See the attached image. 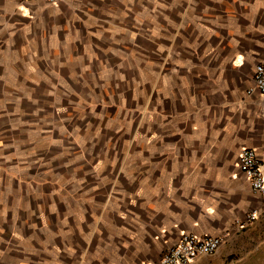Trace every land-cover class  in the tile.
Returning a JSON list of instances; mask_svg holds the SVG:
<instances>
[{"label": "crops", "instance_id": "obj_1", "mask_svg": "<svg viewBox=\"0 0 264 264\" xmlns=\"http://www.w3.org/2000/svg\"><path fill=\"white\" fill-rule=\"evenodd\" d=\"M263 58L264 0H0V264H264Z\"/></svg>", "mask_w": 264, "mask_h": 264}, {"label": "built area", "instance_id": "obj_2", "mask_svg": "<svg viewBox=\"0 0 264 264\" xmlns=\"http://www.w3.org/2000/svg\"><path fill=\"white\" fill-rule=\"evenodd\" d=\"M23 3L44 1L49 5H56L61 0H20ZM260 95H264V58L258 62L253 71V87ZM238 168L246 178L251 191L264 196V171L257 153L253 149H243L238 157ZM257 212L252 211L247 216L248 222H253ZM221 236H197L189 233L180 237L175 245L166 249L158 264H190L200 256L214 255L223 243Z\"/></svg>", "mask_w": 264, "mask_h": 264}, {"label": "rangeland", "instance_id": "obj_3", "mask_svg": "<svg viewBox=\"0 0 264 264\" xmlns=\"http://www.w3.org/2000/svg\"><path fill=\"white\" fill-rule=\"evenodd\" d=\"M9 10H11V7H8V6L5 5L3 13H8ZM5 25H6V24H5ZM9 44L11 45V44H12V41H10Z\"/></svg>", "mask_w": 264, "mask_h": 264}]
</instances>
